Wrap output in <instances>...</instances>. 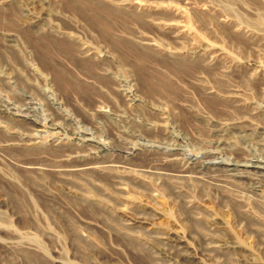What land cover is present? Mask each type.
Masks as SVG:
<instances>
[{"label":"rangeland","instance_id":"rangeland-1","mask_svg":"<svg viewBox=\"0 0 264 264\" xmlns=\"http://www.w3.org/2000/svg\"><path fill=\"white\" fill-rule=\"evenodd\" d=\"M0 105V264H264V0H0Z\"/></svg>","mask_w":264,"mask_h":264},{"label":"bare ground","instance_id":"bare-ground-1","mask_svg":"<svg viewBox=\"0 0 264 264\" xmlns=\"http://www.w3.org/2000/svg\"><path fill=\"white\" fill-rule=\"evenodd\" d=\"M216 89H220V86L218 83H212ZM49 100H52V98H48ZM205 100V99H204ZM53 104V103H52ZM4 106L0 105V111L3 112L5 109H3ZM71 122V121H70ZM88 140V139H86ZM218 144L230 146V141H217ZM258 152H251L242 161H234V160H222L220 159L218 162L215 161L217 165L222 164V167L225 169L226 173L232 175V176H241V175H252L255 178H264V144L259 147ZM191 157V156H190ZM195 158H190V160H194ZM209 166V162H202V164L199 166L200 168H206ZM240 178V177H239Z\"/></svg>","mask_w":264,"mask_h":264}]
</instances>
